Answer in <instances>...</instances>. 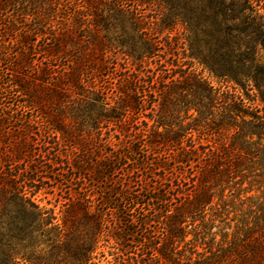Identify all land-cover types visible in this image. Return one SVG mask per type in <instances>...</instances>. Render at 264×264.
<instances>
[{
  "label": "trees",
  "instance_id": "16d2710c",
  "mask_svg": "<svg viewBox=\"0 0 264 264\" xmlns=\"http://www.w3.org/2000/svg\"><path fill=\"white\" fill-rule=\"evenodd\" d=\"M0 7V264H264V0Z\"/></svg>",
  "mask_w": 264,
  "mask_h": 264
},
{
  "label": "rangeland",
  "instance_id": "374dc122",
  "mask_svg": "<svg viewBox=\"0 0 264 264\" xmlns=\"http://www.w3.org/2000/svg\"><path fill=\"white\" fill-rule=\"evenodd\" d=\"M2 1H4V0H2ZM10 10H12V7H10L8 11H10ZM65 10L66 9H64V11H61V15L58 16L60 20L65 17L63 15ZM10 13H12V12H10ZM6 14L7 13L2 11V8L0 7V16H1V18H6V16H8ZM7 21H9V18H7ZM97 30H98L99 35L101 37L108 36V35H110L111 32L114 34V36H120L119 33L121 31L119 26L115 27V29L112 30L111 32H107L103 28H97ZM100 30H101V32H100ZM105 32H107V33H105ZM175 33L178 34V36H180L181 39H183L185 37V35H186L182 26L177 27ZM81 35H85V32L81 31ZM107 81H110V80L107 79ZM105 132H106V130H104L102 132V134L104 135ZM94 134H96V133H94ZM94 134L91 133V132H88V134L85 133L84 135H81L82 137H84L86 139V144H89L88 145V149L90 151H88L87 155L89 156L90 159H92V156H91L92 153L96 154V159H97V156L99 155V152H100V148H103V147H100L101 145L99 144L98 137H96ZM95 154H94V156H95ZM96 159H95V161H96ZM66 166H67L66 169L68 170L69 169L68 164ZM70 173H72V171L70 169L68 170V173H64V174H66L65 178L69 177ZM47 176H52V175L48 174ZM148 176L150 177V175H148ZM86 178L88 180H90V181L92 180L90 178L89 174L86 175ZM50 184H52V183L50 182L48 185H50ZM47 188H48L47 190H43V191H41L38 194V196L36 197V202L41 204L42 207H45V208L52 207L53 208L55 205H58L57 202H58V200L60 198L59 192L55 188H52V187H47ZM53 209L55 210V214L57 216H59L60 214H59L58 206L56 208H53ZM88 237H89V235H88ZM107 259L109 261L112 258L108 256ZM95 263H96V261L93 260L89 264H95ZM101 264H107V260L103 259Z\"/></svg>",
  "mask_w": 264,
  "mask_h": 264
}]
</instances>
